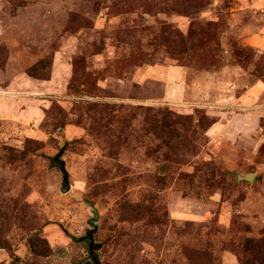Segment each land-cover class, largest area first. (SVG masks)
<instances>
[{"label":"rangeland","instance_id":"rangeland-1","mask_svg":"<svg viewBox=\"0 0 264 264\" xmlns=\"http://www.w3.org/2000/svg\"><path fill=\"white\" fill-rule=\"evenodd\" d=\"M262 90L264 0H0V264H264Z\"/></svg>","mask_w":264,"mask_h":264},{"label":"water","instance_id":"water-1","mask_svg":"<svg viewBox=\"0 0 264 264\" xmlns=\"http://www.w3.org/2000/svg\"><path fill=\"white\" fill-rule=\"evenodd\" d=\"M64 152L56 156L55 158H49V161L51 163L52 168L58 169L61 171L63 175V185L61 192L63 194H68L71 191V185H70V176L67 171V166L66 162L62 159ZM240 180L248 181L251 182L254 179L253 175H247L245 177H239ZM90 225L93 226V230L88 232V234L85 237L82 238H74L72 237L73 240L77 241L78 243H84V242H89L90 245V253L92 260L94 264H101L98 256L96 254V251L100 250L101 246L95 244V233L98 231V228L94 225L93 222H90ZM62 230L69 235V233L62 228Z\"/></svg>","mask_w":264,"mask_h":264},{"label":"trees","instance_id":"trees-1","mask_svg":"<svg viewBox=\"0 0 264 264\" xmlns=\"http://www.w3.org/2000/svg\"><path fill=\"white\" fill-rule=\"evenodd\" d=\"M33 76L36 77V74H33ZM0 249L6 250V247L0 244ZM9 253H11V252H9Z\"/></svg>","mask_w":264,"mask_h":264},{"label":"crops","instance_id":"crops-1","mask_svg":"<svg viewBox=\"0 0 264 264\" xmlns=\"http://www.w3.org/2000/svg\"><path fill=\"white\" fill-rule=\"evenodd\" d=\"M256 87H259V83L256 85V86H253V87H251V88H249V90L251 91V90H253V89H255ZM262 89V88H261ZM264 90H262V92H263ZM240 100V99H239Z\"/></svg>","mask_w":264,"mask_h":264}]
</instances>
